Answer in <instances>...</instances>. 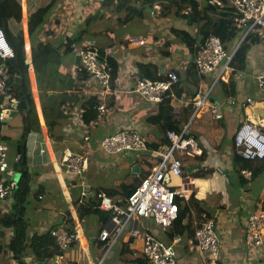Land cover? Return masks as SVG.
<instances>
[{
  "label": "crops",
  "instance_id": "0c3cea01",
  "mask_svg": "<svg viewBox=\"0 0 264 264\" xmlns=\"http://www.w3.org/2000/svg\"><path fill=\"white\" fill-rule=\"evenodd\" d=\"M19 1L22 6V22L27 62L30 65L31 86L41 131L31 132L26 139V158L29 172L24 174L11 167L7 174H0V180L7 178V176L12 180L15 173L21 174L18 177L19 181L22 176L29 178L31 190L27 203L24 205L25 213L22 215L25 217L27 214L25 222L28 224L29 235L33 237L50 232L55 225L63 222L66 218L80 220L75 211L76 208L71 196L72 189L70 188L79 191L78 186L74 181V176L64 171L61 166V160L66 150L84 154L90 153L92 156L93 161L85 173V182L90 189L117 188L127 199L135 185L139 183L140 180L137 181V179L144 173V170L139 163L134 161L131 165L128 162L125 163L126 155L116 156L105 153L99 148V144L104 137L115 131L137 130L142 134L146 143V150L143 153L161 160L160 153L167 150L169 144L159 143L153 139L152 136L157 134V127L152 126L147 121L148 118L157 114L159 105L147 102L138 93L133 92L138 80L141 79L140 76H143L139 72L137 63L155 62L162 68L163 72L175 70L179 74V82L186 73L188 64L178 63L177 56L180 54L162 57L160 60H150V56L142 58L137 56V62L134 63L132 59L131 64H128L126 58L113 55L120 63L119 77L115 81L114 87L119 93L102 98L98 95L87 94V82L85 85L86 95L99 97L97 104L100 102L107 103L106 115L99 116L96 104L90 109V125H86L80 107H75L70 113V118L63 121L65 139L57 144L56 149L46 126L32 63L26 4H24L25 0ZM134 45L138 46L137 44ZM244 46L247 47L244 55L241 54L239 59L233 61L232 65L230 62L224 70L219 69L205 76L198 75L194 70L191 75L192 83L186 85L188 92L184 93L181 98L171 94L170 104L173 108L183 109L192 105V110L188 116V121L182 125V128L188 126L191 145L189 152L191 154L182 156L184 174L182 177H175L170 185L173 188H178L180 183L186 181L188 177L186 168L200 166L196 167L192 175V181L197 179L199 188L190 192V186L193 184L190 183L188 196L181 201L182 204L188 205L190 208L189 215L183 223L184 226L188 225L186 230L173 233V227H156L157 225L155 226L152 221H148V225L150 226L152 222L154 224L152 230L168 243L173 242L174 236H180V242L175 245L178 264H205L195 241V230L204 212L213 216L217 221V229L222 244V264H264V249L256 248L253 242L247 238L249 216L258 208L264 207V188L257 197L244 196L241 193L236 196V193L232 191V173H236L237 179L241 182V187L249 189L262 171L260 160L249 162L241 161L237 156L234 158L236 155L235 134L244 122L254 124L260 130H264V107L257 106L259 101L264 100V94L256 89L254 81L256 73L264 66V40L255 36L249 37L241 43L239 50ZM91 47L94 46L87 47V49H91ZM83 50L77 51L75 47L74 60L62 67L64 72L70 70L75 75L76 72L81 71V61L79 59L76 64L75 55ZM105 51L112 53L109 48ZM72 62L73 67L71 66ZM123 62L128 66L124 65ZM236 68L239 69L236 70ZM234 70H236L235 73H233ZM210 89L212 90L208 98L209 103L216 104L218 113L222 115L220 119L214 118L212 111L207 110V108L199 113H196L194 109L195 100ZM195 91L196 97L192 93ZM251 97L255 101L254 104H249L246 101L247 98ZM237 117H239V121H235ZM22 126L23 119L19 112L14 118H8L2 127L0 136H5L15 142L22 135ZM87 136L89 137L88 140L85 139ZM158 138L156 139L158 140ZM0 142L3 141L0 140ZM9 146L11 147V158H13L14 151L16 150L18 153V146L20 145L16 143L13 145L12 143ZM13 147L15 150L12 149ZM42 150H45V153ZM132 155H128V158H131ZM243 171H246L248 176L243 174ZM111 175H114V181L111 180L110 183H106ZM69 183L73 185L70 186ZM192 193L195 194V199L190 198ZM62 198L66 203L64 205ZM17 199L16 197L7 203H0V264H20L16 261L13 252L9 249L6 252L3 250L14 236L10 220L15 212V205L12 207L11 205ZM3 214H6L5 217ZM92 221L97 223L95 218ZM76 223L79 224V221ZM83 228V232L85 231L84 244L78 243L65 250L64 258H59L57 264H90L84 250L87 245L92 259L95 261L92 254L93 248L95 255L100 260L103 243L99 241V233L88 234L84 225ZM192 230L194 231L193 236ZM126 242L133 244L131 241ZM133 248L138 251L140 246ZM138 252L141 254V250ZM21 260L24 264H51L53 259L46 263L39 261L33 254H24ZM112 264L129 263L127 258L122 257L120 261L112 262Z\"/></svg>",
  "mask_w": 264,
  "mask_h": 264
},
{
  "label": "built area",
  "instance_id": "2783aa9c",
  "mask_svg": "<svg viewBox=\"0 0 264 264\" xmlns=\"http://www.w3.org/2000/svg\"><path fill=\"white\" fill-rule=\"evenodd\" d=\"M208 3L213 7L224 8L226 5L234 7L236 11L234 23L241 37L233 50L228 51L219 37L211 36L198 49L194 58L195 70L200 76L212 74L219 69L224 70L245 39L255 36L264 40V0H208ZM164 12L163 1H155L151 8V16L160 17ZM181 13L191 15L193 10L191 7H186ZM131 42L138 46L145 44L142 38H131ZM77 54L80 55L81 70H85L89 75L87 94L105 98L119 93L111 84L112 68L105 56L90 48ZM13 57V49L5 32L0 28V123L6 122L8 113L16 109L20 103V100L10 92L4 64L6 60ZM179 79L176 71H168L163 80L152 81L143 78L138 80L133 92L138 93L147 102L159 103L171 92ZM254 81L256 89L264 94V66L256 73ZM211 90L195 100L194 109L196 113H199L207 108L212 111L214 118L220 119L222 115L218 113L216 104L209 103ZM246 101L249 104L255 103L252 97L247 98ZM107 107L106 102L96 105L100 117L106 115ZM167 136L170 144L167 150L160 153L161 161L154 165L148 176L135 185L125 199V205L119 204L114 197L98 194L100 202L90 208L88 215L93 217L107 215V220L99 233V241L103 243V247L98 262L92 259L89 246H84L90 264H103L113 247L123 238L125 241L139 243L144 264H178L175 245L180 242V236H174L173 242L168 243L148 227V221L162 228L173 227L179 213L176 199H186L189 185L194 183V181L189 183L182 181L178 188L170 185L172 178L182 177L184 174L182 156L191 154L188 126L183 127L181 131L170 130ZM85 139L88 140L89 137ZM234 147L241 161L262 160L264 159V132L254 124L244 122L235 134ZM99 148L109 155H132L146 150V143L137 130H119L104 137ZM42 152L45 153V150ZM15 160H18V155ZM92 161L90 153L82 154L66 150L61 166L64 171L74 176L77 186L84 187L87 185L85 173ZM11 167L10 146L0 142V174L8 173ZM243 174L248 173L243 171ZM17 191L18 185L14 181L0 180V203L15 199ZM85 194L86 192L82 191L81 196L84 197ZM77 221L79 224L76 223ZM77 221L70 222L69 218H66L50 231L57 246L63 252L75 244H84L83 224L80 220ZM247 238L256 248L264 249V207L258 208L249 216ZM195 241L205 264H222V244L217 221L206 212L202 213L201 221L195 230ZM56 258H64V255Z\"/></svg>",
  "mask_w": 264,
  "mask_h": 264
},
{
  "label": "trees",
  "instance_id": "16d2710c",
  "mask_svg": "<svg viewBox=\"0 0 264 264\" xmlns=\"http://www.w3.org/2000/svg\"><path fill=\"white\" fill-rule=\"evenodd\" d=\"M155 1L158 0H118L116 8L119 12L122 9L128 10L129 17L124 21L129 22L135 18H143L145 12H148L150 16L151 8ZM167 1L171 2L170 5H167L168 9L173 6L177 16L186 19L188 23L189 20H191L189 24L195 27L194 33L190 32L188 29H171L172 37L185 46L191 60L182 80L173 86L172 92H169L162 102L154 103L159 105L158 112L147 120L152 126L157 127V134L152 136L153 139L159 143L170 144L167 132L170 130L181 131L182 125L188 121V116L192 110V105L183 109L173 108L170 104L171 94L173 93L177 98H181L184 93L188 92L186 85L192 83L191 75L195 70L194 58L198 49L211 36H217L221 39L226 50L231 51L238 40H240L241 35L235 27L234 19L236 17V11L233 6L226 5L224 8L217 6L213 7L209 5L208 0ZM58 2L60 1L52 0L48 5L30 11L28 15V35L31 44L32 63L38 85V92L48 133L56 149L57 144L63 142L65 139L63 121L70 118L72 110L77 106L80 107L84 122L86 125H90V109L99 101V97L85 94V85L89 79V75L85 70L78 71L75 75L70 70L65 72L62 70V67L72 60L76 52L75 45L81 41L82 36L69 37L67 39L68 43L63 51L58 49L53 43L45 41L40 37L41 30L48 15L53 11ZM186 7L192 8L193 13L191 15L181 14V11ZM22 20V6L19 0H0V28L5 32L6 38L14 52V57L4 62L10 92L20 101H26L28 105L27 110L20 111L23 119L21 137L15 142H12L5 136H0V138L1 141L8 145L12 143L13 145L14 143L20 145L21 149L19 154L14 147L12 148L15 150L14 157L12 158V168L26 174L29 172L26 158V139L31 132L41 131V127L31 86L29 73L30 65L27 62ZM85 49H87V47L84 48V50ZM91 49L97 50L107 58L109 66L112 68L111 84L115 87V81L119 77L120 63L113 55L108 54L103 48L91 47ZM246 49L247 47L244 46L236 51L231 65L233 61L239 59L241 54L244 55ZM146 50H149L148 45H146ZM163 55L164 57H170L172 53L170 51H165ZM137 67L140 74H142L145 79L152 81L165 79L169 71L165 70V72H163L161 70L162 68L155 62H138ZM237 69L239 68H236V70ZM236 70H234L233 73H235ZM192 93L193 96L196 97V91ZM5 123L6 122L0 123V135ZM81 134L83 135V132H81ZM157 137H159L158 140L156 139ZM17 155L18 160H15ZM236 156L237 155H234V158ZM132 161L139 163L144 170V173L137 179V181H139L148 176L153 166L161 160L141 152L138 155H132L131 158H128V155H126L124 162H128L131 165ZM260 161L261 170H264V159ZM5 179H2V181H11L9 176ZM69 185L72 186L73 184L69 183ZM70 188L72 189L71 196L74 206L82 224L85 223L87 219L96 218L98 228L96 231L92 229L95 233H100L107 220V215L94 218L88 215L90 208L100 202L98 194L114 197L119 204L125 205V195L117 188L90 189L84 197L81 196L82 191H84L83 187L80 191L72 187ZM30 190L31 185L29 178H24L22 176L18 182V191L16 193L18 199L14 203L15 212L10 220L13 226L14 236L3 250L6 252V250L9 249L13 252L16 261L20 264H24L21 260L24 254H33L39 261L48 263L55 257L64 255V252L57 246L51 232L45 233L44 235H35L33 237L29 235L28 224L23 219L22 214ZM195 197L194 193L190 196L192 199H195ZM176 201L179 205V213L173 226V233L183 232V230L188 228V225L184 226L183 223L190 211L188 205L182 204V199L177 198ZM67 212L69 213V211ZM69 221L72 222V219L70 218ZM87 233L89 234L90 232L88 231ZM191 234L192 236L194 235L193 230ZM141 264H144V262Z\"/></svg>",
  "mask_w": 264,
  "mask_h": 264
},
{
  "label": "rangeland",
  "instance_id": "374dc122",
  "mask_svg": "<svg viewBox=\"0 0 264 264\" xmlns=\"http://www.w3.org/2000/svg\"><path fill=\"white\" fill-rule=\"evenodd\" d=\"M51 1L52 0H25L24 4H26L27 15H29L30 11L48 5ZM59 1L60 2L54 7L53 11L48 15L41 30L40 37L45 41L53 43L62 51L67 45V39L69 37L82 36L81 41L75 45L77 51L90 46L103 49L109 48L112 52H108L109 54L126 58V61L129 62L128 64H131L132 59L134 63H136L138 57L150 56V60H160L164 57L163 53L165 51H170L172 55L180 54L177 56L179 59L178 63L181 62L184 65L190 63L191 58L188 55L187 49L184 45L179 43L178 40L172 37L171 29H188L190 32L194 33L195 27L190 25L186 19L177 16L173 6L168 9L167 5H170L171 2L167 0H158L163 1V8L165 11L160 17H153L151 14L149 16L148 12H145L143 18H135L129 22L124 21L129 17L128 10L122 9L119 12L116 8L118 0ZM131 38H142L145 44L136 46L131 42ZM146 45L149 47L148 51H146ZM134 56L136 57L133 58ZM72 60H74V56ZM124 65L126 64L124 63ZM71 66L73 67V62ZM257 106L264 107V100L259 101ZM235 121H239V117H237ZM83 141L85 140L83 139ZM79 150H81L80 147ZM231 176L232 191L236 193V196L241 193L244 194V196L249 195L257 197L264 188V170L258 174V178L249 189H244L240 186L241 182L237 179L236 173H232ZM174 179L175 178H172V183ZM111 180L114 181V175L108 177L106 183H110ZM77 188L80 191L82 185ZM62 201L63 205L66 204L63 198ZM12 206H14V204H12L11 207ZM23 213H25L24 208ZM5 215L6 214H3L4 217ZM26 215L25 217L23 216L24 220L26 219ZM83 225L85 230L87 232L89 231L90 234H95L92 229L96 231L98 228L97 223L93 222L92 219H87ZM153 226L154 224L152 222L150 226L148 225L151 230ZM134 246L139 247V243L135 241L133 244H130V242H126L123 238L108 254L105 259V264L118 262L122 257L127 258L129 264L143 263L144 257L142 251V255L138 252L141 249L136 251L133 248ZM92 254L95 261L98 262L99 259L95 255L93 248Z\"/></svg>",
  "mask_w": 264,
  "mask_h": 264
},
{
  "label": "water",
  "instance_id": "95a60500",
  "mask_svg": "<svg viewBox=\"0 0 264 264\" xmlns=\"http://www.w3.org/2000/svg\"><path fill=\"white\" fill-rule=\"evenodd\" d=\"M189 23H191V20H189ZM80 59V55L77 54L75 56V63L77 64L78 61ZM141 79H143L144 77L143 76H140ZM28 109V105L26 103V101H20V103L17 105L16 109L14 110H11L9 113H8V118H14L15 116L18 115V113L21 111V110H27ZM262 132H264V130H261ZM18 153H20V146H18ZM196 167H200V166H189L186 168V172L188 174V177L186 179V182L189 183L190 181H192V175H193V171L196 169ZM21 174L20 173H15L13 176H12V180L16 183V185H18V177H20ZM197 179L194 180V183L191 184L190 186V192H192L195 188H199V184L196 182ZM83 190L88 193L90 191V187L88 185H85L83 187ZM57 261H58V258H54L52 261H51V264H57Z\"/></svg>",
  "mask_w": 264,
  "mask_h": 264
},
{
  "label": "clouds",
  "instance_id": "9594fccd",
  "mask_svg": "<svg viewBox=\"0 0 264 264\" xmlns=\"http://www.w3.org/2000/svg\"><path fill=\"white\" fill-rule=\"evenodd\" d=\"M82 194V193H81Z\"/></svg>",
  "mask_w": 264,
  "mask_h": 264
}]
</instances>
